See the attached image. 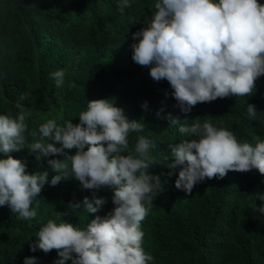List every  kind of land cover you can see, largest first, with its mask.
I'll return each instance as SVG.
<instances>
[{"label": "trees", "instance_id": "1", "mask_svg": "<svg viewBox=\"0 0 264 264\" xmlns=\"http://www.w3.org/2000/svg\"><path fill=\"white\" fill-rule=\"evenodd\" d=\"M129 2L132 7L122 15L118 0H0V115L10 112L15 117L21 105L29 113L30 133L49 119L59 126L69 120L77 124L87 102L110 100L129 120L145 123L142 133H130L129 151L139 135L155 146L150 173L160 176L163 191L153 198L142 221L143 247L154 257L150 264H264V214L256 210L264 205L259 201L264 176L258 170L206 179L189 194L175 187L180 167L169 176L162 166L165 156L172 158L169 145L195 138L181 134L178 125L170 127L168 114L188 124L196 118L201 123L210 119L214 126L233 131L241 142L254 143L255 136L264 139V76L256 81L251 97L218 98L184 113L176 107L169 83L154 81L149 68L132 60V34L150 22L156 0ZM57 70L65 73L61 88L50 78ZM145 102L147 110L142 107ZM248 104L255 106V118L248 116ZM28 133L25 149L10 155L24 162L29 174L47 171L49 183L38 197L39 206L32 205L37 216L31 220L0 207V264H24L25 257L33 256L37 264H54L59 259L56 250L31 251L40 227L48 220H64L85 228L96 215L68 207L70 202L82 205L92 192L71 179L51 186L56 173L28 151ZM99 195L108 200L97 213L103 217L114 208L112 192L102 189Z\"/></svg>", "mask_w": 264, "mask_h": 264}, {"label": "clouds", "instance_id": "2", "mask_svg": "<svg viewBox=\"0 0 264 264\" xmlns=\"http://www.w3.org/2000/svg\"><path fill=\"white\" fill-rule=\"evenodd\" d=\"M116 6L123 15L132 4L118 0ZM154 8L150 22L132 34V60L149 68L154 81L169 83L176 107L187 114L196 105L218 98L254 95L256 81L264 76V4L258 0H156ZM64 75L63 70L51 73L57 88L63 86ZM142 107L147 110V102ZM17 108L15 117L10 112L0 115V154L5 157L0 159V207L8 206L18 218L31 220L37 216L32 205L39 206L49 174H29L26 164L10 155L25 149L27 142L29 113L19 104ZM247 114L257 116L254 105H247ZM78 119L79 123L69 120L64 126L52 119L41 123L28 133L32 142L27 149L56 173L51 186L71 179L92 192L82 205L70 202L68 207L82 208L96 214L95 218L85 228L48 220L38 230L31 251L56 250L59 259L54 264H150L154 257L143 247L142 221L163 186L160 176L150 173L152 141L139 135L129 151L130 133H142L145 123L129 120L123 109L107 99L87 102ZM166 119L170 127L178 125L181 134L195 137L169 145L172 158L164 157L162 166L169 169V176L180 167L175 181L178 190L191 194L198 183L224 179L229 172L256 169L264 176L260 136L253 137L254 143L241 142L233 131L214 126L210 119L201 123L196 118L191 124L171 114ZM73 149L75 154H70ZM102 189L111 190L114 205L103 217L97 214L108 203L99 195ZM259 201H264V194ZM256 210L264 214V205ZM24 264H37V258L25 257Z\"/></svg>", "mask_w": 264, "mask_h": 264}]
</instances>
